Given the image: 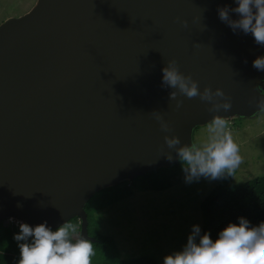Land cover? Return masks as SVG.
Wrapping results in <instances>:
<instances>
[{
    "label": "water",
    "instance_id": "obj_1",
    "mask_svg": "<svg viewBox=\"0 0 264 264\" xmlns=\"http://www.w3.org/2000/svg\"><path fill=\"white\" fill-rule=\"evenodd\" d=\"M225 5L237 6L235 0H35L25 14L0 23V222H46L53 230L76 218L79 234L92 242L83 207L95 192L179 158L164 145L153 111L182 145L214 114L260 112L263 94L254 84L264 71L252 62L261 45L219 19ZM171 59L201 91L221 88L231 109L212 113L199 98L178 96L184 103L176 110L174 89L161 87Z\"/></svg>",
    "mask_w": 264,
    "mask_h": 264
},
{
    "label": "clouds",
    "instance_id": "obj_2",
    "mask_svg": "<svg viewBox=\"0 0 264 264\" xmlns=\"http://www.w3.org/2000/svg\"><path fill=\"white\" fill-rule=\"evenodd\" d=\"M235 3L237 6L234 8L227 5L219 7V19L234 33L242 31L251 34L256 44L264 46V0H235ZM230 12L238 14L239 18L232 19ZM175 19L182 26H188V20L181 17ZM252 66L258 71H264V56L253 60ZM162 73L161 87L174 89L169 99L175 101L176 110L184 103L178 96L190 100L199 98L201 102L210 104L208 111L212 113L231 109V100L221 88L213 90L211 86H205L201 91L199 82L190 74L182 73L175 59L167 61ZM257 103L260 111L264 112V95H261ZM151 115L158 122L160 130L166 133L163 137L164 145L177 153L186 183L198 181L201 177L210 180L234 177L243 163L240 148L234 142L229 122L224 116L214 114L207 122L208 137L205 142L182 145L178 135L167 134L173 133L174 129L162 113L153 111ZM165 155L169 161L173 159L170 153ZM238 219L239 224L229 223L219 232L215 241L209 232L201 235L200 226L193 225L186 245L182 250L166 255L163 264H264V222L251 226L250 221L244 217ZM13 238L20 250L17 264H92L95 255L93 243L83 238L79 234L78 225L70 221L55 231L46 222L35 227L20 223L19 233L14 234Z\"/></svg>",
    "mask_w": 264,
    "mask_h": 264
},
{
    "label": "rangeland",
    "instance_id": "obj_3",
    "mask_svg": "<svg viewBox=\"0 0 264 264\" xmlns=\"http://www.w3.org/2000/svg\"><path fill=\"white\" fill-rule=\"evenodd\" d=\"M34 2L0 0V23L23 15ZM258 56H264V46H260ZM254 87L264 95V80L255 83ZM227 120L243 157L232 182L244 184L264 176V112L249 118ZM207 137L206 125L192 130V143L201 144ZM124 182L129 184V181ZM212 186L213 181L203 177L186 183L185 173L182 172L179 180L168 190H133L128 198L99 213V230L113 238L121 259L147 256L156 264H163L166 255L180 251L186 245L193 225L201 228L199 203ZM5 221L13 226L18 224L11 218Z\"/></svg>",
    "mask_w": 264,
    "mask_h": 264
},
{
    "label": "trees",
    "instance_id": "obj_4",
    "mask_svg": "<svg viewBox=\"0 0 264 264\" xmlns=\"http://www.w3.org/2000/svg\"><path fill=\"white\" fill-rule=\"evenodd\" d=\"M182 172L184 171L178 158L176 163L147 172L130 180L128 185L122 181L98 190L86 201L83 207L87 221L86 231L94 240L92 243L95 255L92 257V264H156L147 256L121 259L113 238L99 230V213L128 198L133 190H168L179 180ZM212 181L213 186L199 203L201 235L209 232L215 241L219 232L229 223L239 224V217L250 221L251 226L264 222V176L255 177L244 184L233 183L232 176ZM68 221L78 225L79 229L76 218ZM17 233L18 227L5 220L0 222V264H17L20 259L18 243L13 238Z\"/></svg>",
    "mask_w": 264,
    "mask_h": 264
},
{
    "label": "built area",
    "instance_id": "obj_5",
    "mask_svg": "<svg viewBox=\"0 0 264 264\" xmlns=\"http://www.w3.org/2000/svg\"><path fill=\"white\" fill-rule=\"evenodd\" d=\"M18 222V221H17ZM21 222H18V224L17 225H15V227H18L19 228V224H20Z\"/></svg>",
    "mask_w": 264,
    "mask_h": 264
},
{
    "label": "crops",
    "instance_id": "obj_6",
    "mask_svg": "<svg viewBox=\"0 0 264 264\" xmlns=\"http://www.w3.org/2000/svg\"><path fill=\"white\" fill-rule=\"evenodd\" d=\"M32 6H33V5H32ZM32 6H31V7H32ZM25 13H26V12H25ZM25 13H24V14H25ZM205 125H207V124H205ZM203 126H204V125H203Z\"/></svg>",
    "mask_w": 264,
    "mask_h": 264
},
{
    "label": "bare ground",
    "instance_id": "obj_7",
    "mask_svg": "<svg viewBox=\"0 0 264 264\" xmlns=\"http://www.w3.org/2000/svg\"><path fill=\"white\" fill-rule=\"evenodd\" d=\"M247 118V117H246ZM249 118V117H248ZM18 222H20V221H18Z\"/></svg>",
    "mask_w": 264,
    "mask_h": 264
}]
</instances>
